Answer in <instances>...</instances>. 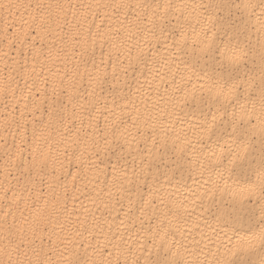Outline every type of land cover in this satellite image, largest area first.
Listing matches in <instances>:
<instances>
[{"label":"snow or ice","instance_id":"6c2138e0","mask_svg":"<svg viewBox=\"0 0 264 264\" xmlns=\"http://www.w3.org/2000/svg\"><path fill=\"white\" fill-rule=\"evenodd\" d=\"M13 8L32 9L52 47L22 66L25 89L0 79V102L35 89L50 103L49 120L0 160V264H264V0H0ZM99 9L122 19L92 34ZM57 40L81 45L80 59ZM81 146L116 161L114 186L148 187L147 228L60 222L52 174ZM54 223L67 233L56 241Z\"/></svg>","mask_w":264,"mask_h":264},{"label":"bare ground","instance_id":"6f19581e","mask_svg":"<svg viewBox=\"0 0 264 264\" xmlns=\"http://www.w3.org/2000/svg\"><path fill=\"white\" fill-rule=\"evenodd\" d=\"M12 2H16V0H12ZM20 2L24 3L25 0H20ZM30 2L34 3V0H30ZM75 2L76 0H73V3ZM34 14L32 9L25 11L21 8L17 11L13 8L11 12L7 9L0 10V79L11 75L15 77L21 89H25L22 66L26 65L30 69L33 67V57L40 51L47 53L49 47H52V38L35 30V23L31 20V16ZM121 19L120 16H113L111 9H99L94 10L89 16L87 24L91 27L92 34H95L97 29L103 33L109 31L110 28L114 30ZM69 23H71V16H69ZM56 48H65L62 55L66 54L69 60L80 59L81 45L66 47L60 40H57ZM107 52L108 47L105 45L103 50L105 59H107ZM91 54L92 50L89 49L85 52V58ZM101 56L102 52L97 44L95 47L97 62ZM40 59L41 63L35 65L37 74L43 66L45 75H47V66L43 65V57ZM140 81L145 83L144 77H140ZM40 88L42 90L43 86L40 85ZM143 91L155 97V93L148 91L147 86ZM23 96H27V100L23 99L21 93L18 92L15 99L8 100L7 106L0 102V160L3 159L6 148L14 150V145L19 144L21 135L30 140L33 126L39 128L41 122L46 123L49 120L48 105L50 100L44 99L43 96L38 98L35 89L30 95L25 90ZM25 103L29 105L27 109L24 108ZM21 111L24 113L23 118L20 115ZM94 116L100 129L104 127L105 116H108L109 120L112 119L103 107L99 113H94ZM6 120H12L13 123L5 127ZM16 122L26 125L27 132H24L23 128H17ZM81 153L83 154L81 155ZM61 159L63 167L57 164L56 171L52 174L58 179L51 180L56 185V194L67 205V212L60 217L61 223L64 222V216H69L72 222H77V218H79V221H86L91 227L95 221L105 230L111 225L115 231L118 226H121V221L127 223V217H131L134 220L143 218L145 227H148L147 210L141 212V209H144V201L147 199L148 187L143 184L139 187L134 184H125L123 189L114 186L112 166L116 161L113 158L107 157L103 153L97 156L90 148L85 151L81 146L79 151L69 149L67 157ZM44 191L47 193V185L44 186ZM121 230L123 231L122 226ZM49 233L53 241H56L57 234L61 236L67 234L60 231L58 223L50 226ZM240 235H244V233L241 232ZM47 242L46 238L45 243L47 244Z\"/></svg>","mask_w":264,"mask_h":264}]
</instances>
